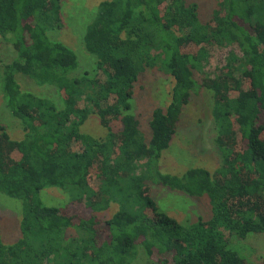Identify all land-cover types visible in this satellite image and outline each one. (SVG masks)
Wrapping results in <instances>:
<instances>
[{
    "label": "trees",
    "instance_id": "obj_1",
    "mask_svg": "<svg viewBox=\"0 0 264 264\" xmlns=\"http://www.w3.org/2000/svg\"><path fill=\"white\" fill-rule=\"evenodd\" d=\"M212 4L206 19L198 0H102L84 34L96 72L73 77L76 53L48 33L63 26L61 0H0V35L16 51L0 59L3 99L23 129L13 139L0 125V192L23 202L21 236L0 235V264H135L140 248L152 264H250L230 243L264 235V0ZM225 43L236 51L199 82L208 46ZM154 67L172 85L145 136L131 101ZM16 73L54 86L61 103L22 91ZM202 87L213 93L221 164L163 173L157 161ZM90 118L101 134L84 131ZM47 187L70 200L44 204ZM163 187L204 198L209 218L161 211L153 190Z\"/></svg>",
    "mask_w": 264,
    "mask_h": 264
},
{
    "label": "rangeland",
    "instance_id": "obj_2",
    "mask_svg": "<svg viewBox=\"0 0 264 264\" xmlns=\"http://www.w3.org/2000/svg\"><path fill=\"white\" fill-rule=\"evenodd\" d=\"M102 0H61V17L63 26L49 31L51 39L60 40L71 48L78 57V67L70 73L77 77L83 73L94 75L96 72L95 58L84 46V34L88 23L94 16L98 4ZM204 18H209L213 0H198ZM206 18V19H207ZM211 59L204 62L195 71V77L200 82L205 77H213L218 67L225 62L229 52L236 48L225 43L223 46H208ZM16 57L13 46L0 35V59L11 61ZM15 78L22 91H29L37 96L47 97L58 105L60 97L52 85H37L27 76L16 73ZM171 79L162 74L156 67L147 68L141 73L135 87L131 112L140 122V128L145 136L149 135L148 119L152 108H163L169 102ZM213 93L202 87L191 95L190 101L184 106L177 122L176 132L169 147L162 151L157 161L159 171L163 173L181 174L186 169L203 167L214 171L221 164V154L216 145L217 133L211 115ZM0 125L4 126L13 139L23 135L20 120L14 117L6 107L2 92V70L0 68ZM84 131L92 135L103 132L99 123L90 118L83 126ZM145 157L137 161L138 171L144 167ZM154 188V186H153ZM153 197L159 209L178 221L187 223L200 215L209 218L210 210L204 198H192L183 193L170 191L166 188L153 190ZM40 198L46 205L64 206L69 200L68 193L56 188L47 187L40 192ZM114 206L104 213L110 215ZM23 202L0 192V235L3 242L13 243L21 236L20 218ZM230 246L235 249L250 264H257L264 259V235L250 234L245 240H232ZM135 264H152L139 249Z\"/></svg>",
    "mask_w": 264,
    "mask_h": 264
}]
</instances>
